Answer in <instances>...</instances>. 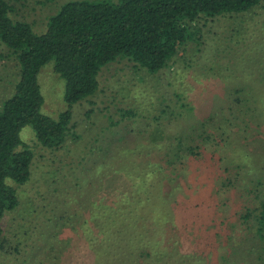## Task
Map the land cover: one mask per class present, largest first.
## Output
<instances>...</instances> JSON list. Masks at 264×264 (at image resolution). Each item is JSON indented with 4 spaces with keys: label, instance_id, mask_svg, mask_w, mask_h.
Wrapping results in <instances>:
<instances>
[{
    "label": "rangeland",
    "instance_id": "1",
    "mask_svg": "<svg viewBox=\"0 0 264 264\" xmlns=\"http://www.w3.org/2000/svg\"><path fill=\"white\" fill-rule=\"evenodd\" d=\"M7 1L14 19L41 32L69 0ZM197 22L201 39L160 72L127 60L102 67L97 91L72 105L59 148L21 129L31 173L10 181L18 203L2 222L0 264H225L223 254L263 264L243 215L264 199V0ZM18 76L0 42V109ZM38 82L41 112L57 118L67 105L52 62ZM179 143L195 147L178 152ZM124 220L142 236L115 238L110 224Z\"/></svg>",
    "mask_w": 264,
    "mask_h": 264
},
{
    "label": "trees",
    "instance_id": "2",
    "mask_svg": "<svg viewBox=\"0 0 264 264\" xmlns=\"http://www.w3.org/2000/svg\"><path fill=\"white\" fill-rule=\"evenodd\" d=\"M261 1L69 0L47 18L43 31L36 32L29 23L14 19L11 5L0 0V42L15 56L19 72L14 92L0 109V247L3 219L18 203L10 181L23 184L31 173L33 153L20 137L23 127H31L42 146L59 148L69 132L72 105L97 91L102 67L127 60L145 71L160 72L181 47L196 41V37L201 39L202 26L198 20L240 14ZM48 62H52L54 72L64 80L63 99L67 108L57 118L41 112L43 96L38 73ZM252 117H258L257 110ZM177 147L180 152L195 146L179 143ZM255 211L243 217L251 222L247 226L248 238L262 244L258 252L264 255V199ZM129 220L110 224L115 238L124 237V232L140 237L142 232L133 230ZM133 243L126 244L131 246L128 248L131 256ZM112 250L116 251V246ZM144 254L165 255L158 250L153 253L146 250ZM116 260L114 263L120 261ZM221 262L228 264L229 256L221 255Z\"/></svg>",
    "mask_w": 264,
    "mask_h": 264
}]
</instances>
